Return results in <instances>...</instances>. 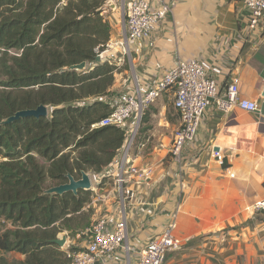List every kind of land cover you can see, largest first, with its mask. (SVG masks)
<instances>
[{
    "label": "crops",
    "instance_id": "obj_1",
    "mask_svg": "<svg viewBox=\"0 0 264 264\" xmlns=\"http://www.w3.org/2000/svg\"><path fill=\"white\" fill-rule=\"evenodd\" d=\"M147 2L151 11L162 5L169 10L148 37L128 44L126 54L119 40L107 45L111 49L102 60L117 69L112 94H145L179 60L196 59L216 81L219 94L237 77L239 95L256 100L264 115V15L250 29L249 12L239 0ZM114 27L109 42L117 36ZM120 28L123 38V23ZM173 97L166 90L147 108L128 154L134 165L149 168L151 177L129 183L124 207L110 183L93 192L88 222L72 234L58 233L66 239L62 250L82 249L84 229L98 218L113 225L124 217L129 251L117 250L107 264L137 261L142 247L170 222L181 243L163 264H264V211L252 209L264 198V120L238 107L224 113L212 101L194 139L173 157V132L180 123ZM119 152L104 169L115 164Z\"/></svg>",
    "mask_w": 264,
    "mask_h": 264
},
{
    "label": "trees",
    "instance_id": "obj_2",
    "mask_svg": "<svg viewBox=\"0 0 264 264\" xmlns=\"http://www.w3.org/2000/svg\"><path fill=\"white\" fill-rule=\"evenodd\" d=\"M106 1L0 0V123L40 104L49 110L0 124V264H69L53 239L88 222L93 191H45L67 174H100L125 143L122 128L92 127L111 110L117 70L94 62L111 39ZM83 61L84 70L68 69Z\"/></svg>",
    "mask_w": 264,
    "mask_h": 264
},
{
    "label": "built area",
    "instance_id": "obj_3",
    "mask_svg": "<svg viewBox=\"0 0 264 264\" xmlns=\"http://www.w3.org/2000/svg\"><path fill=\"white\" fill-rule=\"evenodd\" d=\"M123 12L124 36L117 42L122 52H128V44L148 37L157 27L169 8L162 5L151 11L147 0H125ZM249 12L248 27L253 29L264 15V0H239ZM106 50V49H105ZM103 51V53L105 52ZM103 53L100 55L102 59ZM173 91V107L179 116V126L174 130L170 153L178 157L184 145L195 137L200 118L205 108L214 102L216 108L224 113L238 107L246 112L255 113L264 120L258 102L239 95V79L232 77L224 94H219L216 81L204 72L202 64L196 59L179 60L164 74L156 86L147 93H118L109 99L111 110L92 127L113 125L122 128L126 139L119 152L118 160L100 174L90 173L91 191L97 192L103 176L119 193L124 207L131 195L129 183L144 181L151 177L149 168L134 165L128 158L141 119L147 108L166 90ZM264 100V96L262 97ZM132 118L128 126L126 121ZM252 209L264 211V198L256 201ZM176 224L168 223L161 233L150 239L140 250L138 260L129 264H163L165 255L180 247V239L175 235ZM87 242L82 249L66 250L69 264H107V259L117 250L129 251L126 243L127 229L124 217L110 225L106 218H98L84 229Z\"/></svg>",
    "mask_w": 264,
    "mask_h": 264
},
{
    "label": "water",
    "instance_id": "obj_4",
    "mask_svg": "<svg viewBox=\"0 0 264 264\" xmlns=\"http://www.w3.org/2000/svg\"><path fill=\"white\" fill-rule=\"evenodd\" d=\"M110 2L106 1L103 5L102 9L103 12L106 10L107 6ZM101 61V56H95L94 62ZM86 62H80L78 64H73L68 67L69 70H77L81 71L86 68ZM48 107L46 105L40 104L36 108H27L16 111L14 114L6 117L4 120L1 121L0 124H9L20 118L25 117H46L48 115ZM132 118L126 121L127 125H130ZM78 190H91V181H90V173L88 172H81L80 178H74L72 175L67 174V182L62 183L60 185H56L53 187L48 188L45 192L47 193H54V194H62L67 191H71L76 193ZM65 237H57L53 239V242L56 243L59 247H62L65 244Z\"/></svg>",
    "mask_w": 264,
    "mask_h": 264
},
{
    "label": "rangeland",
    "instance_id": "obj_5",
    "mask_svg": "<svg viewBox=\"0 0 264 264\" xmlns=\"http://www.w3.org/2000/svg\"><path fill=\"white\" fill-rule=\"evenodd\" d=\"M107 1L110 2V3L108 5H106L107 8H106V10L103 13L105 15H107V18L108 19L111 18V21L110 22L115 23L112 26H115L114 28H115V30L117 32V36L115 38H113V40L111 42L108 43V46L111 47V46H116V44H115L116 41H118V40L120 41L122 39V37H121L122 36V33H121L122 31H121V28L120 27H121V25L123 23V12H124V10L126 8L127 1H125V0H107ZM108 46L106 47V50L108 49V51H109V49H111V48H109ZM106 54H108V52ZM102 59H103V57H102ZM96 193H98V192H96ZM94 196H96L95 193H94ZM92 198L93 197H91V199ZM96 203H98V201ZM86 210H87L86 212H90V210H91L90 216H92L93 209L92 208L91 209H87L86 208ZM88 226H90V225H88ZM63 248H64V246L63 247H60L61 250ZM6 256H8L9 258H13V257L20 258V256H18L17 254H13V253L6 254Z\"/></svg>",
    "mask_w": 264,
    "mask_h": 264
}]
</instances>
